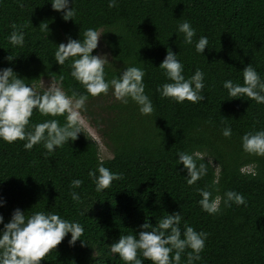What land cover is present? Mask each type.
I'll return each mask as SVG.
<instances>
[{
	"label": "trees",
	"instance_id": "trees-1",
	"mask_svg": "<svg viewBox=\"0 0 264 264\" xmlns=\"http://www.w3.org/2000/svg\"><path fill=\"white\" fill-rule=\"evenodd\" d=\"M70 6L76 13L65 19L50 0H0V68L12 67L25 83L34 85L62 75L61 86L69 96L86 93L70 74L72 58L59 65L54 53L68 37L82 40L87 28L103 30L101 38L111 56L104 66L105 78L118 76L129 65L144 68V91L154 110L141 115L133 101L115 100L101 112L87 111L106 138L112 152L108 158L99 156L97 143L83 128L76 139L48 155L42 143L25 149L24 141L0 140L4 222L18 207L25 215L56 212L83 226L80 239L69 245L70 233L66 234L40 264H125L108 251L120 234L135 235L145 219L155 225L167 213L180 212L182 237L186 224L208 234L193 264H264V155L241 147L245 132L264 129V103L229 97L222 83L230 79L242 84L246 64L264 80V0H117L113 7L108 0H72ZM185 19L195 29L191 44L184 43L177 30ZM41 24H47V33ZM21 26L24 44L14 46L7 38ZM200 35L208 37L203 53L194 47ZM168 48L177 52L186 78L196 68L204 72L201 101L178 103L160 96L157 86L169 82L159 67ZM7 55L14 58L6 60ZM107 94L89 95L85 106ZM29 119L32 124L45 119L65 123L64 115H41L35 109ZM225 126L232 130L229 137L221 135ZM178 151L192 154L207 169L191 185L177 161ZM101 160L121 175L98 192L88 171H95ZM74 178L82 184L72 189ZM197 189L208 190L210 199L234 190L246 203L226 206L221 199L220 211L210 214L198 203ZM73 190L79 202L71 198ZM189 251L181 253L179 264H187ZM140 258L143 264H153Z\"/></svg>",
	"mask_w": 264,
	"mask_h": 264
},
{
	"label": "clouds",
	"instance_id": "clouds-1",
	"mask_svg": "<svg viewBox=\"0 0 264 264\" xmlns=\"http://www.w3.org/2000/svg\"><path fill=\"white\" fill-rule=\"evenodd\" d=\"M117 0H108V6H115ZM54 10H63L65 19L72 18L76 10L70 6L72 0H50ZM23 26L13 28L8 36V41L14 46L24 44ZM42 31L48 32L47 24H41ZM177 30L183 33L186 44L193 43L195 29L189 20L178 23ZM105 31L87 28L83 39L68 37L66 42H60L54 53V60L62 65L71 59V76L86 90V93L73 92L69 96L61 86L63 76L54 79V83L40 90L37 85L25 83L10 66L0 68V140L9 143L21 140L23 147L31 149L33 145L42 143L46 149L44 155L52 153L55 148L62 146L69 140H74L81 132L82 111L85 109L88 96L107 94L109 89L112 95L122 104L129 100L138 106L141 115L153 112L152 101L145 93L143 77L145 70L136 65H129L120 71L118 76L106 79L104 66L110 63L107 53H93L98 41ZM208 46V37L200 35L195 42V50L203 53ZM14 56L7 55L6 60ZM159 67L164 71L169 82L157 86V91L162 97H169L180 103L185 100L196 103L204 99V72L200 68L187 78L183 74V64L177 57V52L166 49ZM242 84L234 83L230 79L224 80L223 87L227 89L229 97L247 96L257 103H264V80L261 79L256 69L251 64H246L242 69ZM41 115L56 117L65 116V123L60 124L57 119H45L34 124L30 123L33 110ZM232 130L229 126L221 129V135L229 137ZM241 147L245 152L264 155V129L254 132H245L241 136ZM177 161L182 162L187 171L186 182L191 185L205 175L207 169L204 163L197 164L193 155L177 152ZM121 173L110 171L101 160L96 165L95 171L89 169L88 176L95 183L96 191H101L110 186L114 179ZM82 180L74 178L70 181V188H78ZM201 199L198 201L201 208L208 213L220 211V201L226 206L230 202L237 205L245 204V198L239 192L226 190L223 198L216 196L210 199L211 193L206 189H197ZM71 198L79 202L81 197L76 191H71ZM4 201L0 199V205ZM180 212H172L160 218L155 225L144 220L139 225V231L120 234L119 238L109 245L108 251L118 254L125 264H143L141 256L149 259L153 264H179L181 253L186 248L191 251L186 253L187 264H193L200 259V252L204 248L207 233L195 230L191 225H184L183 237L180 227ZM0 264H40L41 259L61 242L66 234L70 233L68 244L73 245L83 234V226L75 220L69 221L58 213L51 211H34L25 215L20 208L12 210L10 219L4 222L0 214ZM81 243H83L81 241ZM139 252V255H138ZM170 253L172 255L170 256Z\"/></svg>",
	"mask_w": 264,
	"mask_h": 264
},
{
	"label": "rangeland",
	"instance_id": "rangeland-1",
	"mask_svg": "<svg viewBox=\"0 0 264 264\" xmlns=\"http://www.w3.org/2000/svg\"><path fill=\"white\" fill-rule=\"evenodd\" d=\"M96 53H107V59L109 62L111 61L110 53L108 52L107 48L105 47V44L100 36L98 41V46L96 48ZM54 80L51 78H42L37 86L39 89H44L45 87L49 86L50 84H53ZM116 99L112 95V91L109 92L106 96L103 97H97L94 100H92V106H85L88 110L82 111V124L81 128H83L90 136L91 138L97 143L98 149H99V156L101 158H108L111 156L112 152L110 148L106 145L105 141L106 138H104L99 131L98 127L96 126V123L93 119L92 115H89L87 111H98L101 112L103 108H105L106 105L114 102Z\"/></svg>",
	"mask_w": 264,
	"mask_h": 264
}]
</instances>
